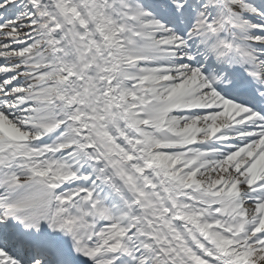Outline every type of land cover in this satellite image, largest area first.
<instances>
[{"label": "snow or ice", "instance_id": "6c2138e0", "mask_svg": "<svg viewBox=\"0 0 264 264\" xmlns=\"http://www.w3.org/2000/svg\"><path fill=\"white\" fill-rule=\"evenodd\" d=\"M0 264H264V0H0Z\"/></svg>", "mask_w": 264, "mask_h": 264}]
</instances>
